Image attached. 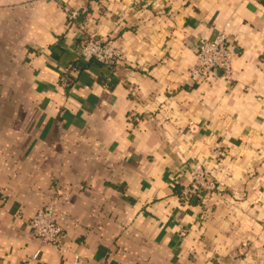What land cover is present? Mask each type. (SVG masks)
<instances>
[{"label":"crops","instance_id":"0c3cea01","mask_svg":"<svg viewBox=\"0 0 264 264\" xmlns=\"http://www.w3.org/2000/svg\"><path fill=\"white\" fill-rule=\"evenodd\" d=\"M69 5L74 23L53 0H0V263L264 264V0ZM218 31L231 78L190 79ZM88 33L122 58H79ZM196 161L216 189L182 199ZM54 190L63 252L29 225Z\"/></svg>","mask_w":264,"mask_h":264},{"label":"built area","instance_id":"2783aa9c","mask_svg":"<svg viewBox=\"0 0 264 264\" xmlns=\"http://www.w3.org/2000/svg\"><path fill=\"white\" fill-rule=\"evenodd\" d=\"M65 13L69 23H74L78 19L80 11L69 5V0H53ZM78 56L82 60H95L101 64H112L122 58L117 46L111 38H101L95 34L88 33L87 38L78 47ZM234 56L232 43L223 31H218L212 38L200 36L195 48V62L188 69L190 79L196 76H206L214 67L222 70L226 78L232 75V60ZM197 124L189 121L187 124L189 131H194ZM215 156H220V150H212ZM190 178L183 186L180 198L187 199L192 195L210 194L216 189V182L211 177L210 172L199 162H189ZM65 192L54 190L47 201L38 208L29 219V225L33 235L42 243L57 247L60 251L66 248L62 244V226L58 221L57 203L66 200ZM40 252L34 251L31 255L22 258L16 264H40ZM79 255L74 254L73 262L78 263ZM8 264V263H0ZM94 264H107L105 260Z\"/></svg>","mask_w":264,"mask_h":264},{"label":"trees","instance_id":"16d2710c","mask_svg":"<svg viewBox=\"0 0 264 264\" xmlns=\"http://www.w3.org/2000/svg\"><path fill=\"white\" fill-rule=\"evenodd\" d=\"M98 64H101V63L98 62ZM103 65H104V64H103Z\"/></svg>","mask_w":264,"mask_h":264}]
</instances>
